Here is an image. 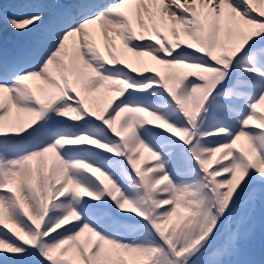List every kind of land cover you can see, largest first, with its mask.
<instances>
[{"label": "snow or ice", "instance_id": "snow-or-ice-1", "mask_svg": "<svg viewBox=\"0 0 264 264\" xmlns=\"http://www.w3.org/2000/svg\"><path fill=\"white\" fill-rule=\"evenodd\" d=\"M0 264H264V0H0Z\"/></svg>", "mask_w": 264, "mask_h": 264}]
</instances>
